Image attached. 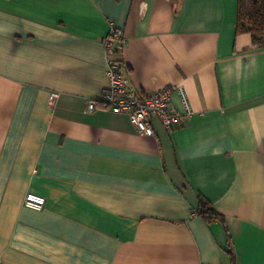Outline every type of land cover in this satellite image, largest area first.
Segmentation results:
<instances>
[{"label":"crops","instance_id":"obj_1","mask_svg":"<svg viewBox=\"0 0 264 264\" xmlns=\"http://www.w3.org/2000/svg\"><path fill=\"white\" fill-rule=\"evenodd\" d=\"M237 19L238 0H0L3 264H264V46ZM112 27L134 86L185 87L184 125L142 134L104 104Z\"/></svg>","mask_w":264,"mask_h":264},{"label":"built area","instance_id":"obj_2","mask_svg":"<svg viewBox=\"0 0 264 264\" xmlns=\"http://www.w3.org/2000/svg\"><path fill=\"white\" fill-rule=\"evenodd\" d=\"M104 43L108 54L106 69L109 85L104 92L103 102L112 112L128 115L142 134L151 133L154 119H158L168 132H173L192 118L194 110L184 86L172 85L157 92H147L134 86L121 71L123 52L127 45L123 29L112 27ZM175 93L180 98L179 108L173 104ZM88 108L93 111L96 103L90 102ZM46 202L44 196L33 192L27 193L24 200L26 207L35 210H42ZM0 264H3L1 260Z\"/></svg>","mask_w":264,"mask_h":264},{"label":"trees","instance_id":"obj_3","mask_svg":"<svg viewBox=\"0 0 264 264\" xmlns=\"http://www.w3.org/2000/svg\"><path fill=\"white\" fill-rule=\"evenodd\" d=\"M236 33L250 34L254 44L264 46V0H238ZM196 213L207 223L223 218L204 197H200Z\"/></svg>","mask_w":264,"mask_h":264}]
</instances>
